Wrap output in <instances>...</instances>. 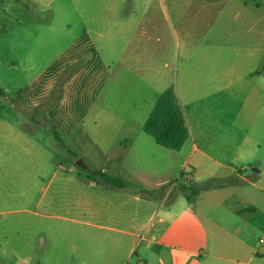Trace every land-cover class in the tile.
Segmentation results:
<instances>
[{
    "label": "crops",
    "instance_id": "0c3cea01",
    "mask_svg": "<svg viewBox=\"0 0 264 264\" xmlns=\"http://www.w3.org/2000/svg\"><path fill=\"white\" fill-rule=\"evenodd\" d=\"M68 1L70 18L59 27L46 24L42 0H0L5 13L0 17V54L10 58L9 69L34 70L10 109L34 112L45 106V130L51 134L54 124L60 136L78 142L82 135L90 139L99 126L117 131L115 123L99 121L95 112L100 100L114 93L111 81L120 88L124 79L139 82L136 118L119 126L109 163L102 169L133 182L140 192L133 196L141 207L130 222L134 231H122L140 238L141 252H135L139 264H264V238L255 236L260 208L250 201L245 186L230 185L233 176L246 178L264 195L262 143L251 134L264 103V34L254 23L252 5L247 0H199L197 27L187 26L182 14L170 28L151 22L156 16L154 0ZM178 30L183 34L182 56L172 62L165 59L163 73L152 64L159 52L156 43L166 51L168 34ZM47 32L52 34L50 43L60 49L36 69L38 55L30 57V52L45 43ZM137 60L146 66L147 78L141 77ZM169 69L171 79L165 77ZM161 72L165 88L148 82ZM66 74L71 77L49 105ZM172 85L189 130L179 151L159 145L143 129L160 95ZM2 92L5 98L7 91ZM230 111L234 119L223 120L222 113ZM0 125L7 142H30L19 123L2 120ZM180 174L184 185L173 187L171 182ZM202 178L226 182L197 186ZM195 186L200 189L189 199L187 190Z\"/></svg>",
    "mask_w": 264,
    "mask_h": 264
},
{
    "label": "rangeland",
    "instance_id": "374dc122",
    "mask_svg": "<svg viewBox=\"0 0 264 264\" xmlns=\"http://www.w3.org/2000/svg\"><path fill=\"white\" fill-rule=\"evenodd\" d=\"M247 1L255 10V25L264 34V0ZM47 4L48 0H42L41 15L46 19V24L51 22L59 27L64 26V21L70 18L69 1L54 0ZM153 6L156 16L155 19L152 17L151 22L176 27L177 20L184 14L183 20L187 26L199 25L196 17V11L201 7L199 0H154ZM210 8L216 10L218 7ZM2 9L0 6V17L5 18ZM165 19L168 20L166 24ZM150 20L147 14L145 21L149 23ZM75 23L78 30L81 29L80 20ZM178 31L179 34L174 33L173 36L168 34L166 51H160L161 43H156L159 52L152 57V64L163 73L165 70L162 64L165 59L169 58L172 62L182 56L183 34ZM215 32L213 29L210 36L214 37ZM194 35L195 40L198 33ZM51 37V32H47L45 43L30 52V57L38 55L36 59L40 66H36V69L52 61L60 49L50 43ZM138 60L136 67L141 70V77L147 78L146 66ZM9 61L6 52L0 54V89L7 91L5 98L0 93V122L8 120L19 123L30 142H7L1 135L6 132L0 125V264H139L140 238L126 235L122 231H134L130 222L141 212V207L133 200V196L140 195V192L135 190L138 187L135 188L133 182L121 176L111 178L114 182H126L125 187L113 185L107 181L102 169L109 163L108 155L119 126L131 123L136 118L138 98L135 94L141 89L140 83L124 79L120 88L116 81H111L115 86L114 93L101 99L96 106L95 112L100 114L98 120L115 123L117 131L99 126L95 135L91 133L90 139L85 135L79 136L78 132V142L62 136L56 140L53 132L49 134L44 128H48L44 116L45 106L34 112H24L18 107L17 111L10 109L11 101L17 99L20 90L29 83L34 70L28 69L29 66L9 69L6 65ZM162 72L154 79L151 77V82H148L165 88V77L171 79L173 75L171 69L167 70L165 77ZM66 76L57 85L61 81L64 84L71 77L70 74ZM260 84L264 91V81ZM225 116L234 119L231 111L228 114L222 113L223 120ZM251 134L262 143L260 154H264V103L259 116L255 118ZM79 160H82L85 167L77 165ZM184 177L180 174L171 185L183 186ZM209 179L202 178L197 186L226 182ZM231 179L230 185L245 186L242 188L250 193V201L260 208L256 217L259 227L255 236L258 240L264 238V195L261 196L257 189L249 185L246 178L241 180L233 176ZM187 193L190 194V191L187 190ZM134 247L135 250L130 253ZM137 249L138 254L135 253Z\"/></svg>",
    "mask_w": 264,
    "mask_h": 264
},
{
    "label": "trees",
    "instance_id": "16d2710c",
    "mask_svg": "<svg viewBox=\"0 0 264 264\" xmlns=\"http://www.w3.org/2000/svg\"><path fill=\"white\" fill-rule=\"evenodd\" d=\"M61 83L57 85L56 91L53 94L49 105H53L58 99L57 92L62 85ZM0 93L3 94L1 90ZM48 121L49 120L47 119V122ZM52 128L53 133L58 140L60 135L58 134L54 124H52ZM143 129L148 135L152 136L159 145L165 148L175 151H179L183 148L189 137V130L184 118L182 107L173 86L162 92L150 116L145 122ZM103 175H105L107 181H111L113 185L120 188H124L127 184L123 181L114 182L115 180L106 173H103ZM199 189L200 188L197 187L190 188L188 198L190 199L191 195L196 194Z\"/></svg>",
    "mask_w": 264,
    "mask_h": 264
},
{
    "label": "water",
    "instance_id": "95a60500",
    "mask_svg": "<svg viewBox=\"0 0 264 264\" xmlns=\"http://www.w3.org/2000/svg\"><path fill=\"white\" fill-rule=\"evenodd\" d=\"M77 165L79 167H85V165L83 164L82 160H79L78 163H77Z\"/></svg>",
    "mask_w": 264,
    "mask_h": 264
}]
</instances>
